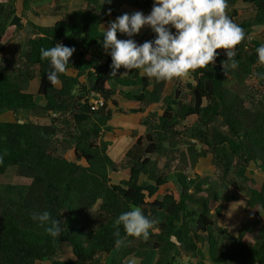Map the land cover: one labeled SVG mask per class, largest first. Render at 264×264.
<instances>
[{
	"label": "trees",
	"instance_id": "obj_1",
	"mask_svg": "<svg viewBox=\"0 0 264 264\" xmlns=\"http://www.w3.org/2000/svg\"><path fill=\"white\" fill-rule=\"evenodd\" d=\"M33 1L22 0L19 12L17 0L0 1V53L8 26L23 31L9 52L0 54V115H14L13 121L0 120V176L12 168L16 176L29 180L0 182V264H128L127 258L140 250L156 252L153 264H182V258L186 264H264V225L259 227L258 245L244 239L260 225L264 211V180L257 186L248 175L252 162L264 174V102L250 107L244 91L250 80L264 86V79L256 76L264 72L256 54L261 42L248 38L264 26V0H227L226 12L234 22L238 1L255 10L252 21L238 23L246 33L244 45L236 46L238 67L232 69L230 61L225 63L226 54L216 50L207 68L190 72L186 102L165 94L166 81L157 82L141 74L142 69L125 77L111 75L100 26L133 13L120 12L122 6L148 14L153 0H83L78 9L58 13L46 26L29 18L30 13L39 16ZM154 38L152 33L144 42ZM57 43L75 52L68 72L60 74L62 83L53 85L47 79L50 62L41 59L40 50ZM92 45H97L94 53L89 51ZM37 75L42 105L28 92ZM138 84L139 93L123 90ZM95 94L103 103L92 109ZM122 99L137 102L139 108L122 107ZM149 107L140 118L144 134L119 161L112 160L104 133L112 130L113 112L144 113ZM208 154L220 172L217 187L206 177L192 178L185 169L175 168L177 161L194 165ZM121 170L127 177L113 183L110 171ZM172 180L174 186L158 197ZM226 189L231 195H222ZM238 191L253 216L231 237L213 214ZM213 202H218L214 212ZM135 207L155 219L156 226L147 241L126 235L120 226L125 244L116 248L114 222ZM45 210L60 220L59 238L31 219L33 212ZM63 243L71 246L72 257L58 258Z\"/></svg>",
	"mask_w": 264,
	"mask_h": 264
},
{
	"label": "clouds",
	"instance_id": "obj_2",
	"mask_svg": "<svg viewBox=\"0 0 264 264\" xmlns=\"http://www.w3.org/2000/svg\"><path fill=\"white\" fill-rule=\"evenodd\" d=\"M103 3L110 4L111 0H103ZM227 7V0H153L147 15L136 11L118 16L109 23L107 30L102 26L103 48L110 50L111 75L115 77L123 66L126 70L142 69L147 77L157 82L170 81L191 71L207 68L215 61L216 50L226 54L228 59L225 63L230 61V67L237 68L236 46L245 40L246 33L227 14ZM145 26L151 29L155 38L138 44L131 37L139 34ZM118 32L129 38L118 39ZM40 51L41 59L50 62L48 81L53 85L62 83L60 74L68 72L69 58L75 48L57 43ZM256 54L257 62L264 65V43L256 48ZM256 76L264 79V72H258ZM31 219L52 237L61 236L60 220L53 219L49 211L33 212ZM120 226L126 235L147 241L156 221L145 216L139 207L121 213L114 222L116 248L125 244V240L120 238ZM128 264L138 262L130 259Z\"/></svg>",
	"mask_w": 264,
	"mask_h": 264
},
{
	"label": "rangeland",
	"instance_id": "obj_3",
	"mask_svg": "<svg viewBox=\"0 0 264 264\" xmlns=\"http://www.w3.org/2000/svg\"><path fill=\"white\" fill-rule=\"evenodd\" d=\"M20 1L17 3L18 11H20ZM60 0H53L52 2H56L58 4H53V6H58L61 7V3H59ZM42 2V1H41ZM48 4H51V0H47ZM44 6L42 4L35 3V9L36 11L39 12V16H36L34 13H30L29 17L34 20V21H39L43 22V24L48 23L47 20L49 17L48 16H41L40 12L46 11L48 7H45V2L43 1ZM71 6L70 8H72ZM44 20V21H43ZM20 32H23L21 30H17L15 27H9L6 30V33L3 37V43L5 45V49L10 50L14 39L17 38L18 34ZM240 47V45H237ZM223 52L226 53L227 50H222ZM9 52V51H8ZM4 55L7 54V52H3ZM36 78V77H35ZM189 78V79H188ZM189 81H192L190 76H186L183 81H178V80H172V90L171 93L174 95V98H178L182 102H186L189 98V92L187 91L185 84ZM187 81V82H184ZM39 78H36L33 80L32 84L30 85L31 91L36 92L37 91V86L39 85ZM244 91L247 94L248 97V104L250 107H254V104L258 103H263L264 102V86L259 85L256 81L250 80L246 83V88H244ZM36 95L35 99L36 102L40 105L44 103V98L41 96L37 95V92L34 93ZM29 119L32 118V116L28 117ZM24 119L26 120L27 118L24 116ZM114 134L111 132H105L104 133V138L105 139H110L112 141L110 147L108 148V154L110 158L114 161H119L120 157H118V153L123 150L125 146V140L119 137H116L113 139ZM136 140V139H135ZM123 142V143H121ZM120 143V144H118ZM117 147L116 149H114ZM68 157L72 158L73 153L68 152L67 155ZM163 159L160 161V165L163 164ZM175 168L178 169H185L186 173L189 174L192 178L195 177L196 175L202 177H206L208 179V182L212 183L215 187L217 185L215 182H219V174L220 172L214 167L212 163V155L208 154L206 157H201L198 158L195 162L194 165H192L190 160H186L184 162L177 161L175 162ZM127 172L124 170H121L119 172H113L110 171V177L111 181L113 183H118L120 180L124 179L127 177ZM248 175L254 179V182L256 183L257 186H260L264 180V174L260 171L258 166L252 162L249 165L248 168ZM16 182V183H27L29 182L28 179H24L21 177L16 176L15 171L10 168L6 174L0 176V182ZM174 180L170 181V183L167 186H164L160 188L158 197H162V194L166 190L167 187L169 186H174ZM232 190L231 189H226L222 192V195H231ZM213 209L212 211L214 212V209L218 205V202H213ZM225 207L221 209L219 214H213L215 221L217 224L220 226L224 227L229 231V235L235 236L237 235V232L242 228V225L246 222H248L251 217L253 216L252 213V208L248 207L246 204V198L244 193L242 192H235L234 193V200L225 203ZM264 225V211H262V216H261V221L260 225L257 227H254L251 232L246 233L245 235V241L249 243L250 245H258L260 242V235H259V227ZM223 242V240H222ZM72 248L69 244L63 243L58 252V258L64 259V258H69L72 257ZM156 257V252L155 251H148V250H140L137 252L135 255L130 256L127 258V263L130 259H135L138 264H153L154 259ZM182 264L187 263V259L182 258L180 261ZM255 263V261H252V264ZM37 264H50L48 261H44L43 263H37ZM206 264H211L209 261L206 262ZM225 264V263H223ZM230 264V263H226Z\"/></svg>",
	"mask_w": 264,
	"mask_h": 264
},
{
	"label": "crops",
	"instance_id": "obj_4",
	"mask_svg": "<svg viewBox=\"0 0 264 264\" xmlns=\"http://www.w3.org/2000/svg\"><path fill=\"white\" fill-rule=\"evenodd\" d=\"M0 1H5V0H0ZM19 0H17L18 3ZM42 1V2H41ZM45 2V7H48V9H46V11L40 12L41 16H48L50 18H48L46 24H43V22H39V21H34L32 20L30 17V19L32 21H34L36 24L38 25H51L55 20H57L58 17V13L61 12H68L74 9H78L83 0H60L59 3H61V7L58 6H53V4H58L56 2H52L53 0H51V4H48L47 0H35L31 3V6L33 9H35V3L38 2V4H42V6H44ZM16 3V5H17ZM22 0L20 1V6H21ZM53 3V4H52ZM71 6H73L72 8H70ZM235 8L237 10V16L235 17V22L238 23H246V22H250L253 20L254 16H255V10L252 8V6L242 2V1H238L235 4ZM18 9V7H17ZM36 10V9H35ZM123 10H127V11H131V12H136L138 11L137 9L130 7V6H122L119 11L122 12ZM21 11V8H20ZM19 12V11H18ZM39 13V12H38ZM147 15V14H145ZM116 18H111V22H114ZM44 21V20H43ZM104 30H107L108 25H102ZM102 26H100V30L102 31ZM11 27V26H9ZM13 27V26H12ZM170 27V26H169ZM172 31H175V29H172ZM119 33V32H118ZM153 32L151 31V29L148 26H145L141 29L140 33L131 37L132 39H134L138 44H142L144 42L145 38H148ZM118 39H128L129 37L119 33V36H117ZM249 39H257L259 40L261 43H264V26L263 27H257L255 28L254 32L250 34V36L248 37ZM247 38V39H248ZM3 40V39H2ZM246 40V39H245ZM245 40H243L239 45H244ZM97 45H92L89 48L90 53H94L96 51ZM7 49V48H6ZM6 49H4L0 54L4 55L3 52H7L9 50L6 51ZM110 52V50H106V53L108 54ZM132 70H126L123 68V66L117 71V75L115 77H125L128 76L130 74ZM70 74H75L74 71H70ZM141 74H144L143 70H141ZM186 76H190L191 78V74L190 72L182 77L179 78H173L172 80H178V81H183L185 79ZM36 78H39V76L37 75ZM34 78V79H36ZM33 79V80H34ZM189 79V78H188ZM187 79V81L189 82V80ZM33 80L30 81L29 86H28V92L32 93L35 97L36 95L34 93H36L38 91V87L39 85H35L37 86V91L36 92H32L30 85L32 84ZM172 80L170 81H166L165 85H164V93L165 94H170L171 90H172ZM40 81V79H39ZM184 81V82H187ZM39 83V82H38ZM152 88V85L149 86V89ZM142 89L141 84L132 86V87H124L123 90L127 91V92H131V93H139ZM38 95V93H37ZM39 96V95H38ZM44 100V99H43ZM45 103V100H44ZM43 103V104H44ZM122 107L124 108H130V109H138L139 108V104L135 101H131V100H123L122 99ZM150 109H152V107L146 108L145 112H128V113H123V112H119V111H114L113 112V116H112V120L110 121V125L112 127V130L110 131L112 134H114V138L119 137L124 139L125 141V146L123 148L122 151H120L118 153V157H121L124 155V153L127 151V149L134 143L135 139L139 136L144 134L145 132V127L143 125L140 124V118L143 117L145 115V113H147ZM0 120L2 121H13L14 120V115L12 114V112H4L3 114L0 115ZM135 135V136H134ZM109 140L111 143L112 141L110 139ZM123 143V142H121ZM120 144V143H118ZM110 147V146H109ZM117 147H115L114 149H116ZM119 159V160H120Z\"/></svg>",
	"mask_w": 264,
	"mask_h": 264
},
{
	"label": "built area",
	"instance_id": "obj_5",
	"mask_svg": "<svg viewBox=\"0 0 264 264\" xmlns=\"http://www.w3.org/2000/svg\"><path fill=\"white\" fill-rule=\"evenodd\" d=\"M225 50V49H219ZM103 103V98L99 94H95L94 98L91 99L92 109H97L98 106H100Z\"/></svg>",
	"mask_w": 264,
	"mask_h": 264
}]
</instances>
